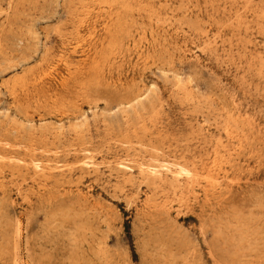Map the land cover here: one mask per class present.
<instances>
[{"label": "rangeland", "instance_id": "374dc122", "mask_svg": "<svg viewBox=\"0 0 264 264\" xmlns=\"http://www.w3.org/2000/svg\"><path fill=\"white\" fill-rule=\"evenodd\" d=\"M0 264H264V0H0Z\"/></svg>", "mask_w": 264, "mask_h": 264}]
</instances>
